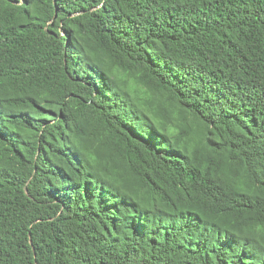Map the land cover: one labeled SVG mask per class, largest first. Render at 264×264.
<instances>
[{"label":"trees","instance_id":"16d2710c","mask_svg":"<svg viewBox=\"0 0 264 264\" xmlns=\"http://www.w3.org/2000/svg\"><path fill=\"white\" fill-rule=\"evenodd\" d=\"M0 264H264V0H0Z\"/></svg>","mask_w":264,"mask_h":264}]
</instances>
